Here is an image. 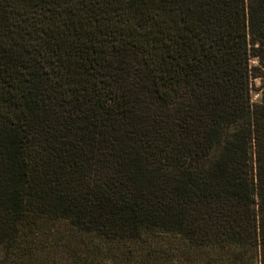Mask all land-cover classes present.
<instances>
[{"label":"trees","instance_id":"1","mask_svg":"<svg viewBox=\"0 0 264 264\" xmlns=\"http://www.w3.org/2000/svg\"><path fill=\"white\" fill-rule=\"evenodd\" d=\"M264 0H0V264H264Z\"/></svg>","mask_w":264,"mask_h":264},{"label":"rangeland","instance_id":"2","mask_svg":"<svg viewBox=\"0 0 264 264\" xmlns=\"http://www.w3.org/2000/svg\"><path fill=\"white\" fill-rule=\"evenodd\" d=\"M264 83V78H257L253 82V88H252V98L253 101H260L261 100V90L260 87Z\"/></svg>","mask_w":264,"mask_h":264}]
</instances>
